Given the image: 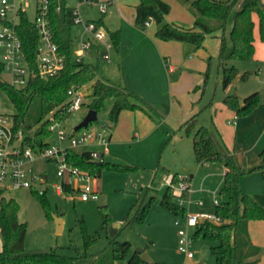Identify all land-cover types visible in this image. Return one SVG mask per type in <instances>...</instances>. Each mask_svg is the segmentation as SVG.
<instances>
[{
    "label": "rangeland",
    "instance_id": "1",
    "mask_svg": "<svg viewBox=\"0 0 264 264\" xmlns=\"http://www.w3.org/2000/svg\"><path fill=\"white\" fill-rule=\"evenodd\" d=\"M133 1L135 0H115L109 6L107 4L103 23L100 25L96 23L93 33L102 31L112 40L109 61L104 57L106 51L103 48L98 51V41L91 33L86 32L83 23L73 22L71 29L74 40L72 57L75 62H78V51L82 41L90 39L93 44L85 50L81 62L96 67L98 77L127 86L149 105L152 115L141 109L122 110L116 128L111 130L108 112L114 99L107 98L105 107L97 112L98 120L91 123V126L104 125L113 133L107 160L113 159L132 168L125 171L104 169L100 177H89L87 181L76 179L72 185L73 190L60 191L58 185H62L63 180L67 181V176L62 177L58 174L56 160L37 154L34 161L26 163L25 166L39 178H43V181L36 180L34 185L28 188L6 189L4 194L20 203L19 219L27 223L25 248L28 252H47L56 249L61 254L75 255L74 248H77L80 253H84L86 250L82 224H85L90 234L100 233L99 241L87 251L95 257L102 256L107 251L108 235L115 229L119 232L117 236L119 241L128 240L132 243L131 252L142 248L156 262L183 264L187 256L179 250V227L175 224L179 219L180 226L186 228L188 238L191 240L190 250L195 255L194 259H200V264H216L210 250V246L216 242L204 237H194L195 227L188 226L186 218L195 213H215L216 204L212 192L217 190L218 203L224 199L220 192L223 172L209 177L204 182L205 170L200 169L201 166L194 158L192 138L181 126L198 112V122L212 131L217 146L223 150L228 149L224 134L232 130L231 123H228L232 118L226 113L228 106L224 105L222 97L228 89H231V92L237 89L240 94L247 96L258 91L260 101H264V82L257 79L255 73H251L247 80L236 78L226 89L223 87L222 66L218 61L220 44L218 39L223 34L228 38L232 26L231 28L226 26L225 30L221 29L216 36L206 35L199 46L188 42V46L183 50H174L170 44L173 42H168L161 48L151 40L154 39L153 30L156 28L153 21L151 27L145 29L143 26L136 27L134 18L131 20L132 6L126 3L132 4ZM165 1L171 5L166 18L180 20L189 18L190 12L186 5L177 4L174 0ZM261 1L264 4V0ZM76 2L77 0H68L72 9ZM120 4L128 8L127 11H121L118 7ZM93 10L98 11L96 8ZM80 13L85 20H89L92 13L90 4L86 2L80 8ZM30 15L33 17V9H30ZM256 18L258 29V16ZM232 20L233 16L228 22ZM193 24L191 21V25L186 27ZM115 31H120V42L117 46L113 44L110 34ZM2 59L3 49L0 47V61ZM236 63L241 71L248 68L245 67L247 65H254L248 60H237ZM1 76L9 79L6 70L2 71ZM80 91L85 95V103L79 110L67 113L63 121L66 133H71L90 110L88 103L91 83L83 85ZM14 111L15 108L7 94L1 92L0 114L10 118ZM48 142L51 145L60 143L56 131L52 132ZM63 144L68 145V141H63ZM233 144L230 145L233 147ZM73 149L82 152L88 147L78 146ZM254 156L255 153H248L250 160ZM237 163L243 169L252 168L241 165L238 160ZM220 165L217 162L211 164L215 168ZM253 173L242 177H249V187L257 189L261 186L258 180L260 176L258 179L255 176L252 178ZM173 174H177L179 178L187 177L193 188L192 193H185L182 197L186 206V211L182 215L174 214L160 202L168 186L166 176ZM86 182L91 187V193L87 200H83L77 186ZM177 184L178 181H174L172 187H176ZM35 190L44 191L48 209L34 194ZM200 200L203 201L202 205L199 204ZM142 202H149L150 205L145 221L126 225L127 216H132L137 205ZM105 212L110 215L107 224H104ZM58 214L63 221L60 232L56 231L54 220V215ZM2 247L0 234V250ZM81 260L77 263L85 264L89 261ZM126 263L127 260L120 262ZM231 264H237L235 257Z\"/></svg>",
    "mask_w": 264,
    "mask_h": 264
},
{
    "label": "trees",
    "instance_id": "2",
    "mask_svg": "<svg viewBox=\"0 0 264 264\" xmlns=\"http://www.w3.org/2000/svg\"><path fill=\"white\" fill-rule=\"evenodd\" d=\"M188 5L194 14L193 26L184 27L166 19L171 5L165 0H139L135 6V25L144 26L151 17L156 24L155 35L163 40L185 41L200 45L206 35L216 30H225L228 19L233 16V24L229 37L224 34L220 37L218 59L222 66V84L226 88L239 75L234 65H228L231 60H251L255 53L254 29L256 23L253 15L258 16V31L260 39L264 41V4L261 0H181ZM49 26L52 39L57 43L58 50L63 56V67L55 74L47 77L36 76L30 79L25 87L11 85L1 76L3 71L0 65V93L5 92L12 102L15 111L11 115L14 131L22 130L24 142L35 152H40L50 146L48 138L52 131L50 113L54 120L64 121L69 104V91L91 83L89 93L90 109L99 112L105 107V100L113 98L114 102L108 112V118L114 125L119 114L124 109H141L152 115L149 106L137 93L119 83L98 77V70L91 64L81 61L75 62L72 57L74 43L71 29L73 25V9L68 0H50ZM103 17L96 22L103 23ZM216 22L217 24H211ZM18 31L23 42L24 52L31 67L36 64V53L39 35L36 27L27 13H22ZM113 44L120 42V31L111 32ZM248 71L241 77L246 80ZM198 86L196 87V89ZM222 101L233 109L237 116H244L252 112L259 104L258 91L241 99L237 93L224 95ZM197 113L187 119L181 127L186 129L192 138L195 160L198 163H220L225 172L220 188L224 199L216 204L215 213L223 220L222 223L203 221L195 226L194 237H204L216 242L210 246L216 264H231L235 257L239 264H256L264 253V248L255 244L249 233L251 220H264V207L249 193L245 192L240 184L242 176L259 171L264 177V145L259 152V161L251 169H243L229 149H220L212 131L198 122ZM4 115V114H0ZM67 160L91 177H100L104 169L125 171L131 166L106 160H94L90 151L78 152L70 148L67 151ZM177 174H173V181H178ZM64 190H73L64 183ZM46 209L48 202L44 191H34ZM161 204L176 215H182L186 206L180 205L172 193L170 186L163 193ZM136 212L127 216L126 225L142 223L149 211V202L137 205ZM20 203L13 197H7L0 190V234L3 247L0 250V264H77L81 259L94 258L91 264H115L119 260H127V264H149L140 253L132 251V243L128 240L119 241L118 231L108 235V249L102 255L95 257L87 251L100 239V233L90 234L85 224H82V235L86 252L80 253L77 248L75 255H65L56 249L47 252H28L25 248L27 223L19 219ZM48 213V212H47ZM59 216V214H58ZM110 215L104 213V224H107ZM84 223V222H82ZM156 264H165L156 262Z\"/></svg>",
    "mask_w": 264,
    "mask_h": 264
},
{
    "label": "built area",
    "instance_id": "3",
    "mask_svg": "<svg viewBox=\"0 0 264 264\" xmlns=\"http://www.w3.org/2000/svg\"><path fill=\"white\" fill-rule=\"evenodd\" d=\"M90 5L97 4L98 12L102 15L107 10V3L99 0H81ZM49 4L50 0H0V47L3 49V59L0 65L3 70L9 74L7 80L11 85L16 87H25L30 79L40 76L47 77L55 74L63 67V56L58 50L57 43L52 39L49 26ZM30 9H33V17L30 15ZM22 13H27L36 27L39 35L38 48L36 53V64L31 67L26 54L24 52L23 42L20 37L18 26ZM153 19L149 17L144 25L149 26ZM73 22L83 23L86 32L91 33L98 41V51L103 48L106 52L104 57L110 60L109 51L112 47V40L102 31L93 33L96 28V21L93 18L85 20L78 7L73 8ZM81 48L78 51V62L82 61L85 50L90 48L93 42L88 39L83 40ZM81 87L71 89L67 106L69 111L79 110L85 103V95L80 91ZM52 123L50 130L56 131L59 139L58 145H51L40 152H35L30 145L24 142V134L22 130L14 131L12 118L6 115H0V190L28 188L34 185L36 180L43 181L30 169L26 168V163L33 162L36 155L54 159L58 164V174L62 177L67 176V181L63 180L62 185H58V190H64V183L73 188L76 179L88 180L87 173L81 171L77 166L72 165L67 160V151L70 148L78 146L97 145L90 151V156L94 160H103L108 153L109 143L111 140V132L104 125L91 126V122L87 127L78 130L73 129L71 133H66L63 128V121L54 120V116L50 113ZM110 127V126H109ZM67 140L68 145H64L63 141ZM64 179V178H63ZM168 186L172 187L173 175L166 176ZM77 190L81 191V198L87 200L91 193V187L88 182L81 186H77ZM190 180L187 177L178 179L176 187H172V193L180 205H184L182 197L185 193H192ZM215 204H218L216 198L217 191L212 192ZM199 204H203L200 200ZM203 221H211L214 223H222L223 220L216 213L210 214L206 212L190 214L186 218L188 226H196ZM179 234V250L191 258L194 253L190 250L191 240L188 238L187 230L180 226V220H176Z\"/></svg>",
    "mask_w": 264,
    "mask_h": 264
},
{
    "label": "crops",
    "instance_id": "4",
    "mask_svg": "<svg viewBox=\"0 0 264 264\" xmlns=\"http://www.w3.org/2000/svg\"><path fill=\"white\" fill-rule=\"evenodd\" d=\"M99 1L106 2L108 4V6L111 3L115 2V0H99ZM174 1L177 4L180 3L183 5H186L188 8V5L186 3H184L183 1H181V0H174ZM138 2H139V0H135L132 2V4L126 3V5L132 6V11H133L132 15L133 16H131L132 17L131 20H133V18H134V25H135V6H136V4H138ZM84 4H86V2H83L81 0H77V2L74 4L73 8H75V6H76L80 9ZM108 6H107V8H108ZM118 7L121 11H124V12L127 11V9H128V8L124 7V5H121V4L118 5ZM93 8H96L98 10V5L97 4L90 5L91 11ZM188 10H189V8H188ZM106 12H107V10H106ZM106 12L104 14H106ZM189 12H190V16L186 20H180L179 18H173V17H167L166 19L169 22H173L175 24L186 27L188 25H191V21H192V23H194V21H195L194 14L190 10H189ZM256 17L257 16H255V14H254L253 19L256 23V26L254 29L255 53H254L253 58L251 60H248V61L253 62L254 65H247L245 67H248V68H245L244 71H241L239 66L236 63L237 60H231V61L227 62V64L228 65H234L238 68L239 75L237 78H239L241 80H243L241 77L242 73L245 71H248L249 75H248L247 79L251 76V73L252 74L255 73L256 74L255 76L257 77V79H261L262 82H264V41L260 39L259 32L257 29V18ZM91 18H92V13H91L89 19H91ZM152 21L154 22V20H152ZM210 23L214 24V25L217 24L216 22H210ZM232 24H233V20H232V22L231 21L227 22V26H230V28H231ZM136 27H138V26H136ZM143 27L145 29L150 28L151 23L149 26L144 25ZM189 27H191V26H189ZM156 28L153 30L154 34L156 32ZM218 31H220V30H216L209 35L216 36V35H218ZM151 40L155 44H158L159 47H161V48H164V45L168 44V42H173L170 44H172L174 50H176V49L177 50L178 49L183 50L184 48H186L188 46L187 44H189L188 42H185V41L159 39V38L155 37V35H154V39H151ZM218 41H220V39H218ZM219 47H220V44H219ZM172 52L174 55V51H172ZM218 54H219V52H218ZM165 60H167V58H165ZM218 61H219V59H218ZM195 90H196V88H195ZM231 91H232L231 89H228L227 92L225 93V95L230 94V93H237L241 97V99H243L244 97L247 96L245 94H240L237 89H235L233 92H231ZM147 106H149V105H147ZM225 106L227 107V105H225ZM227 108L228 109H227L226 113L229 117L232 118V120H228V123H231L232 130L231 131L228 130L227 133L225 132V134L223 133L224 138L228 143V149L232 150L234 156H236L238 162L241 165H243V166L245 165L247 167L256 166L258 161H259V152L264 145V101H260L259 105L246 116H237L236 112L233 109H231L229 107H227ZM118 120H119V118H118ZM117 123H118V121L114 125H112V124L110 125L111 130H114L116 128ZM202 125H204V124H202ZM230 136H231V138H230ZM112 137H113V133L111 132V138ZM110 141H112V140H110ZM231 143H234L233 147L230 145ZM87 147H88V149H85V150H90V148H92V149L98 148V146L94 145V144L88 145ZM192 147H193V142H192ZM85 150H83V151H85ZM251 152L255 153V156L252 158V160H250L248 158V153H251ZM109 155H110V151L108 150V153L105 156L106 160H107ZM194 158H195V156H194ZM109 161L115 162V160H113V159H111ZM198 164L201 166L200 169H202V171L205 170L204 171L205 178L203 179L204 182H206L209 179V177L211 178V177L218 175L219 172H223L222 177L224 176L225 168L222 164L220 165L222 167L219 166L216 168L211 166L212 163H198ZM251 176H252V178H253V176H255L256 179H258V176H260L258 180H260L259 183L261 184V186L257 189L250 188L249 187V183H250L249 177H242L241 181H240L241 187L245 192L252 194L264 206V177L261 175V173L259 171H254L253 175H251ZM215 191H217V190H215ZM249 233H250L252 241L255 244L260 245L264 248V220H251L249 222ZM194 258H195V255L191 258L187 257V259H185L186 262L183 264H200V262H201L200 259H194ZM93 260H94V258H89V261L87 263L85 262V264H91V262ZM120 262H121V260L116 261L115 264H120ZM236 262H237V264H239L237 260H236ZM163 263H165V262H163ZM256 264H264V253L261 256L259 262Z\"/></svg>",
    "mask_w": 264,
    "mask_h": 264
},
{
    "label": "water",
    "instance_id": "5",
    "mask_svg": "<svg viewBox=\"0 0 264 264\" xmlns=\"http://www.w3.org/2000/svg\"><path fill=\"white\" fill-rule=\"evenodd\" d=\"M261 3H262V1H261ZM91 12H92V18L96 22H98L103 17V15L101 13H99L98 11H95V10L92 9ZM97 120H98L97 111L95 109H90L88 111V113L86 114V116L83 118V120L75 127V130H78V129L82 128V127H87L89 125V123L95 122ZM54 220H55V224H56V231L60 232L62 230L63 221L57 215H54ZM115 232H116V230L113 229L110 232V235H114ZM136 251L140 253L141 258L145 262H147L149 264H156V261H154L150 257V255L145 250H143L142 248H138Z\"/></svg>",
    "mask_w": 264,
    "mask_h": 264
}]
</instances>
